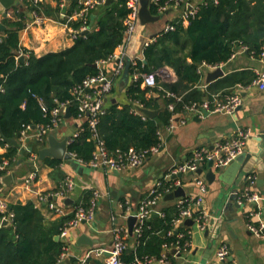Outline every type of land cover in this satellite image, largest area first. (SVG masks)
I'll return each instance as SVG.
<instances>
[{"label": "trees", "instance_id": "1", "mask_svg": "<svg viewBox=\"0 0 264 264\" xmlns=\"http://www.w3.org/2000/svg\"><path fill=\"white\" fill-rule=\"evenodd\" d=\"M55 1L56 6H51L44 1L35 4L18 0L9 10L11 16H0V22L5 26L0 31V83L4 86V91L0 92L3 133L0 132V144L7 146L6 152L0 153V162L6 158L10 166L17 162L22 150L4 138L17 139L27 125H48L51 122V115L45 113L41 100L49 111L59 102L71 100V116L77 117L78 104L72 94L73 88L86 76L97 74L99 68L94 64L109 58L124 40V20L129 12L127 0H112L90 13L89 32L80 34L71 47L42 56L22 47L20 31L30 18L32 9H37L43 16L68 21L61 15L60 0ZM169 2H150V9L156 14L159 5ZM77 6L76 0H71L63 10L71 15ZM197 9L189 24L174 20V30H161L156 40L144 48L145 61L130 66V75L151 73L169 66L177 74V80L162 82L161 89L142 87V77L137 81L130 80L124 86L127 101L107 103L106 113L99 117L97 131L110 155L130 147L143 149L158 144L161 141L158 131L170 123L172 116L188 113L192 106L201 107L205 101H212L216 93L228 95L237 85H250L257 77L254 72L243 70L226 75L204 88L199 67L203 63L220 65L228 62L239 48L261 56L264 47V0H204L197 4ZM68 23L74 28L82 24L78 20ZM20 49L28 54L24 62L16 58ZM150 91L158 95L149 97ZM167 92L173 95H167ZM136 103L162 110L156 117L144 119L134 112ZM170 104H173V109L169 108ZM96 147L92 130L88 122H84L79 134L69 144V151L88 163ZM44 160L62 174L59 166L62 160L52 157ZM7 173V170H0V190L4 185L2 178ZM167 187L168 183H164L162 188ZM92 197L93 192L86 191L71 213L51 221L32 201L9 203V211L14 212L12 228L1 224L3 214L0 212V264H59L64 242L55 237L76 215L78 207L89 209ZM179 212L180 205H171L164 209L163 214L151 215L145 220L141 225L136 253H128L126 248L123 259L128 264H133L137 257L142 260L146 257L159 259L166 245L170 247L171 254L174 244L178 241L183 244L189 238L186 235L180 239L184 228L181 226L178 232L174 229V219Z\"/></svg>", "mask_w": 264, "mask_h": 264}, {"label": "crops", "instance_id": "2", "mask_svg": "<svg viewBox=\"0 0 264 264\" xmlns=\"http://www.w3.org/2000/svg\"><path fill=\"white\" fill-rule=\"evenodd\" d=\"M42 1L51 6L57 4L55 0ZM203 1L191 0L195 5ZM184 13V7L170 6L159 20L148 24L141 23L128 49L129 55H141L145 40L157 36L167 23L181 20ZM47 18L43 25H35L20 31L22 47L33 50L38 56L66 49L75 42L71 39L65 22ZM162 18H165V25L160 23ZM93 22L95 23V21ZM219 67L224 70L223 76L210 83L207 82L208 75L215 69L203 67L202 87L207 88L209 84L220 78L243 70H250L257 76L260 72H264V56H255L246 49L239 48L228 62L222 63ZM114 68V62L105 66V70L109 73ZM177 78L175 73L174 81ZM235 90L239 91V85L232 92ZM239 92L243 103L233 114L209 110L210 114L205 116L202 106L189 110L188 113H178L175 116V127L172 130H169L167 125L160 128L161 149L157 153L151 154L138 167L109 170L104 167L79 163V167L83 168L80 170L68 160H62L59 165L61 174L56 172L54 167L46 163L44 159H38L37 149L48 145L49 135L46 141L36 140L40 144L36 149L29 147V143L35 140L31 138L30 142H27V151L22 152L17 162L9 166V173H15L13 184L6 185L3 182L4 177L2 178L4 185L0 190V200L8 203L32 201L51 221L71 213L75 209V204L82 201L84 193L92 191V200H95L93 218L81 221L72 230L69 237L68 256L59 264H105L106 255L92 254L87 257L90 249L110 248L115 240V228L120 226L129 233L126 241L127 252L136 253L138 235L135 232L130 234L129 217L138 210L140 203L147 197L155 184L160 181L169 183L172 180H180L186 191V196L174 200H164L166 194L175 190L172 189L166 192L163 199L158 202L156 210L160 215L163 214L166 207L179 205V201L183 198H194L192 203L194 215L206 212L209 215L207 226L201 228L197 222H194L193 225H186L185 221L182 222L174 229L177 231L182 226L186 232L191 231L190 236L186 233L187 238L190 239L189 248L177 251L176 243L170 254V247H164L162 255L167 254L168 262L155 259L145 264H210L216 259V251L221 243L230 246L231 255L234 256L233 260L237 264H264V237L257 235L249 226L251 222L254 224L264 222V89L252 82L250 85L243 86ZM225 96L223 92H219L213 95L212 101H208L214 102L215 99L222 101ZM113 98H116V101L120 103L127 101L120 80L116 91L111 94L108 102H111ZM84 122V120L80 121L73 116L66 117L62 126L53 133L61 140L68 131L72 128L76 130ZM247 128L252 131V135L245 152H251L253 156L242 168L238 167L235 171L229 172L231 164L216 169L210 166V162H207L202 164L203 171L200 174L195 173L189 176L185 173L182 177L176 178L171 175L172 169L177 164L187 162L195 150L203 147L212 149L218 142L229 141L235 138L240 130ZM6 150L7 146L0 144V153H4ZM35 154L36 158L32 159L31 156ZM211 170L216 173V177L212 181L209 179ZM32 172L37 173V178L27 186L25 180ZM223 174L224 177L221 178ZM69 176L74 179L76 186L64 200L54 198L59 204L64 203L65 206V214L57 215L48 208L45 202L39 200V195L57 190ZM249 176L253 180H250ZM199 180L205 183L206 192L201 191ZM249 189L259 195L257 202L247 200L245 194ZM231 192H235L240 207H226L228 194ZM69 197L73 199V202L67 203L66 200ZM197 197H201L200 202L195 200ZM80 234L89 236L93 240V245L79 241Z\"/></svg>", "mask_w": 264, "mask_h": 264}, {"label": "built area", "instance_id": "3", "mask_svg": "<svg viewBox=\"0 0 264 264\" xmlns=\"http://www.w3.org/2000/svg\"><path fill=\"white\" fill-rule=\"evenodd\" d=\"M26 1V0H21ZM32 1L35 4H39L42 0H27ZM71 0H60L59 5L62 8L61 15L67 18V22H65L66 29L71 37V39L76 40V38L82 34L83 31L90 29L88 26V19L90 13L99 8L101 5L106 3L107 0H76L78 6L75 11L71 15H67L63 10ZM150 2L158 4L159 0H150ZM184 7L185 13L182 15L181 20L183 24L187 25L190 22L192 17H195L197 14V5H195L191 0H170L167 4H161L157 8L158 15L164 14L167 9L170 7ZM127 7L129 9L128 15L124 20L125 24V35L124 40L121 45L115 50V52L110 55L107 59L99 60L96 64L99 68V72L97 74H92L86 76L83 81L76 85L72 94L74 96V100L77 101L78 104V120H84L88 122L89 127L92 130V137L96 140V151L93 154L92 159L85 163L82 159L78 158L77 155L71 151L70 154L75 158L76 161L82 164H89L94 167H104L109 170L125 168V167H138L141 166L146 159L154 153H157L162 147V141L158 144L153 145L149 148L138 149L135 147H130L128 150H117L116 155H110L104 145V142L99 138L97 131V124L99 121V117L106 113L107 111V103L111 94H113L114 89L119 84V80L121 81L125 67H126V59L129 57L131 59V65H137L139 61H144L143 51L146 46L151 44L156 40V36L149 38L144 41L143 49L141 55L130 56L128 49L132 43L133 37L135 36L138 27L141 26L140 20V8L141 2L140 0H127ZM30 14V18L26 20L24 27L21 30H27L35 25H43L47 21V17L43 16L39 13L37 9H32ZM8 16H11L10 11L8 12ZM78 20L81 21L82 24L79 28H74L69 25V21ZM175 24L173 22L167 23L164 31L174 30ZM24 56L25 59L28 57V54L23 52L21 49L18 51L16 58L19 59L20 56ZM261 56H264V47L261 52ZM110 62L115 63V68L112 72H107L105 70V66ZM207 66L212 69L218 68L220 65H210L207 63H203L199 67V72L202 73L203 67ZM142 79V87H158L162 88V82H173L175 79V71L169 67L164 66L159 68L151 73H141L135 72L133 75H130V80L137 81L140 78ZM129 80V81H130ZM254 84L258 85L261 89H264V72H260L257 77L253 81ZM243 87V85H239V91ZM4 91L3 84L0 83V92ZM238 90L228 94L225 98L220 101L215 99L214 102L205 101L202 105V108L207 110H212L216 112H224L228 114H233L237 110V108L243 103V98ZM158 95L157 92L150 91L148 96ZM167 95H173L170 92H167ZM71 100L59 102L55 107H53L50 111L46 106H44L43 101L41 103L43 105V109L46 114L50 113L51 122L48 125H37L31 126L27 125L25 129L22 130L20 136L17 138L18 145L21 147L27 148V139L33 138L37 141H44L50 133H53L58 128H60L63 122L66 119V110L69 108L71 104ZM213 105V106H211ZM145 107L143 104L136 103L134 112L136 114H140L144 119L148 117L141 108ZM173 104L169 105L170 109H173ZM196 106L189 107V110L194 109ZM175 116H172L170 119V123L167 125L169 130H172L175 127ZM82 125L74 131L73 136L69 140V144L72 142L74 137L79 134V130ZM159 137L161 139V130L158 131ZM252 131L247 129H242L239 131L238 135L225 142H218L214 148L210 149L208 147H203L194 151L193 156L184 163L177 164L171 171V175H177L179 173L185 174L190 171L196 172L199 168H201L203 163L212 162L213 167L216 169L224 168L230 165L240 154L245 152L248 139L251 137ZM32 159L36 158V154L31 156ZM9 160L3 159L0 162V170H7L9 173ZM37 178V173L32 172L25 180L26 185H30ZM249 179L253 180L251 176ZM163 181L155 184L149 191L147 197L140 203L138 210L135 212L137 217L134 232L139 236L141 234V225L147 220L151 215L153 210H155V206L160 200L163 199L166 192L171 191L172 189H176L181 185L180 180H172L169 182L166 189H163L164 186ZM200 185V189L202 192H206L207 188L205 183L202 180L198 181ZM76 183L72 177H67L60 187L50 193H42L39 195V200L43 201L47 204L48 208L57 215L65 214V206L64 203L61 205L54 198H60L64 200L70 193H72L75 189ZM174 191V190H173ZM247 200L251 202H257L259 200V195L255 192H251L250 189L246 191L245 194ZM195 200L200 202L201 197H197ZM194 202V198H183L179 201L180 212L179 215L174 219V227H177L182 222H184L187 218H192L194 222L200 225L201 228H205L207 226V222L209 219V215L206 212H202L198 215H194L192 210V203ZM8 202L4 200H0V212L3 214L1 217V222L5 219H9L12 223L14 212L9 211ZM94 206L95 200H92L91 206L89 209H85L83 207H78L76 211V215L71 218L69 221L65 223L63 226L60 235V239L63 240L62 253L59 257V262L64 260L68 256L69 252V237L81 221L83 220H91L94 215ZM258 212V211H257ZM251 230L255 232L257 235L264 237V222L261 221L259 224L250 223L249 224ZM172 233V230L170 231ZM186 233L190 236L191 231L181 232L180 239L185 237ZM129 233L123 227L117 226L115 228V240L110 248H92L87 254V257H90L92 254L97 256L106 255L105 264H128L122 257L124 251L127 248V238ZM190 246V239L186 240L183 244L178 241L176 244L177 251L181 249L187 250ZM168 248V245L165 246ZM231 249L230 246L226 243H221L216 251V259L210 264H237L235 260L230 259ZM162 262H168L167 254H163L161 258H159ZM155 260L154 258L146 257L144 260L140 258H136L133 264H145L148 262H152ZM83 264V263H80Z\"/></svg>", "mask_w": 264, "mask_h": 264}, {"label": "water", "instance_id": "4", "mask_svg": "<svg viewBox=\"0 0 264 264\" xmlns=\"http://www.w3.org/2000/svg\"><path fill=\"white\" fill-rule=\"evenodd\" d=\"M112 0H107L106 4L110 3ZM141 2V8H140V20L142 24H148L151 22H155L157 20H159L161 18V15L158 14H154L152 13L151 9H150V0H140ZM16 3H18V0H0V16L3 17H7L8 16V12L10 10V8L12 6H14ZM4 24L0 22V31H3L4 29ZM89 32V29L85 30L82 32V35L87 34ZM19 60L21 62L25 61V57L22 55L20 56ZM145 61V60H144ZM95 66H97V64H94ZM130 66H131V59L128 57L126 59V67L122 76V80H121V87L124 88V86H126L129 83L130 80ZM224 74V70L222 69V67H218L215 70L211 71L208 75L207 78V82L210 83L213 80H215L216 78L223 76ZM106 100H109V98H107ZM112 101H116V98H113ZM200 106L196 105V109H198ZM141 110L148 115L149 117H156L160 111L162 110V108H158V109H150L147 107H142ZM205 116L210 114V111L202 108ZM71 116V111L70 108H67L66 110V117H70ZM195 119H198L195 117ZM75 131V128H72L70 131L67 132L66 136L63 139H58L54 133H50L48 136V145L47 146H42L40 148L37 149V154H38V159L43 160L47 157H52L58 160H68L72 165H74L76 168H79L80 170H82V167H79V162L75 160V158L70 154L69 152V140L71 139V137L73 136V133ZM0 132L2 133V128L0 125ZM3 135V133H2ZM7 142L12 143L14 145H18V141L17 139H11V138H4ZM251 138L248 139V142L250 141ZM27 142H30V138L27 139ZM21 150L23 153H25L27 151L26 147H21ZM253 154L251 152H243L242 154H240L230 165L228 171H235L236 169H238V167H243L251 158H252ZM210 166H213V163L210 162L209 163ZM203 169L199 168L196 172L194 171H190L187 173V175H194L195 173H202ZM183 174L179 173L177 175H174V178L176 177H182ZM216 177V173L213 172V170H211L209 172V179L210 181H212L214 178ZM224 177L221 176V178ZM15 179V173H9L7 175L4 176L3 178V182L10 186L13 184ZM186 196V191L184 189V187L181 185L179 187H177L174 191H171L170 193L166 194L164 197V200L168 201V200H174L178 197H185ZM67 203L73 202L72 198H67ZM239 202V201H238ZM237 202L236 200V194L235 192H231L230 194H228V200L226 202V207L229 208L230 206H237L240 207V204ZM156 208V206H155ZM263 211H264V207H263ZM152 215L154 216H158L159 212L155 209L152 212ZM137 217L135 215V212L129 217L128 219V227H129V232L130 234H133L134 232V226L136 223ZM186 225H193L194 224V220L192 218H187L184 222ZM1 224L3 226H7L9 228H12V223L9 219H5L1 222ZM80 233V232H79ZM57 240L60 239V235H56L55 237ZM79 241H83L84 243H87L89 245H93V240L87 236L86 234H80V238ZM176 251V250H174Z\"/></svg>", "mask_w": 264, "mask_h": 264}, {"label": "rangeland", "instance_id": "5", "mask_svg": "<svg viewBox=\"0 0 264 264\" xmlns=\"http://www.w3.org/2000/svg\"><path fill=\"white\" fill-rule=\"evenodd\" d=\"M161 24H164L165 25V18H162V20L160 21ZM37 145H40L36 142V140H32L30 143H29V147L32 149H36ZM234 256L231 255V259L233 260Z\"/></svg>", "mask_w": 264, "mask_h": 264}]
</instances>
